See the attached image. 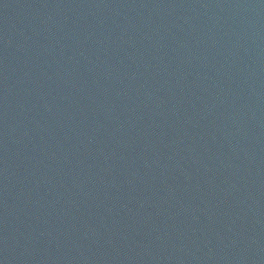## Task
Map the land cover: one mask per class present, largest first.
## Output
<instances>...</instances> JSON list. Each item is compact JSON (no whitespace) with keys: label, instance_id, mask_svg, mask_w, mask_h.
Listing matches in <instances>:
<instances>
[{"label":"water","instance_id":"95a60500","mask_svg":"<svg viewBox=\"0 0 264 264\" xmlns=\"http://www.w3.org/2000/svg\"><path fill=\"white\" fill-rule=\"evenodd\" d=\"M0 264H264V0H0Z\"/></svg>","mask_w":264,"mask_h":264}]
</instances>
